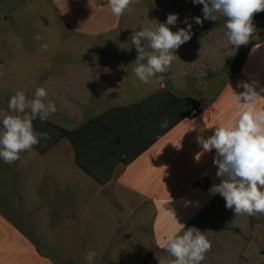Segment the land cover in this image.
<instances>
[{"label":"crops","instance_id":"obj_1","mask_svg":"<svg viewBox=\"0 0 264 264\" xmlns=\"http://www.w3.org/2000/svg\"><path fill=\"white\" fill-rule=\"evenodd\" d=\"M51 1L79 37L108 36L124 23L126 12L113 17L106 0L95 11L89 0H67L65 14ZM181 12L169 6L158 17L164 23ZM192 14L185 18L193 26ZM169 27L187 24L180 17ZM255 27L212 89L164 79L131 101L107 103L75 128L34 120V130L51 139L6 168L13 181H1L0 264H88L89 250L96 253L92 264H171L157 239L174 216L211 241L202 264H264V214L236 216L210 191L221 183L215 149L204 152L197 141L235 118L230 98L244 91L241 82H256L264 97V18ZM209 35L196 30L183 45L204 44Z\"/></svg>","mask_w":264,"mask_h":264},{"label":"rangeland","instance_id":"obj_2","mask_svg":"<svg viewBox=\"0 0 264 264\" xmlns=\"http://www.w3.org/2000/svg\"><path fill=\"white\" fill-rule=\"evenodd\" d=\"M169 6L182 11L178 19L184 21L194 12L192 32L210 33L207 42L215 44L212 49L207 42L202 47L195 42L180 46L175 50L178 58L163 80L170 86L196 83L201 88L216 87L215 79L224 77L242 46L228 44L222 16L196 24L195 17L203 19V5L192 0H137L131 11H126L122 28L101 38L69 32L51 0H0V115L12 114L8 103L16 91L32 99L35 90L43 87L47 91L45 102L51 101L57 108L47 121L75 128L107 103L131 101L146 94L150 85L136 86L139 81L132 72L138 53L131 36L163 23L165 19L158 14ZM45 44L46 51L41 47ZM142 46L151 51L147 42L142 41ZM179 53H186L185 58ZM8 165L0 160V209L1 181H13V174L6 171Z\"/></svg>","mask_w":264,"mask_h":264},{"label":"clouds","instance_id":"obj_3","mask_svg":"<svg viewBox=\"0 0 264 264\" xmlns=\"http://www.w3.org/2000/svg\"><path fill=\"white\" fill-rule=\"evenodd\" d=\"M135 2L137 0H106L105 7L119 19L126 11H131ZM192 3L203 5V19L195 17L196 24H202L204 19L225 18V36L234 48L250 42L256 33L253 16L264 11V0H192ZM53 4L60 14L67 13V0H53ZM88 6L95 11L99 7L98 0H89ZM177 20L178 14H168L166 22L133 32L131 43L138 53L132 62L133 75L139 81L136 86L163 80V74L178 58L175 50L190 41L192 24L185 20L187 27L173 32L169 26L176 25ZM142 41L147 42L151 51L145 50ZM41 47L47 50L46 44ZM238 86L244 91L233 92L230 98L236 109L235 118L216 126L207 139L198 136L197 141L204 152L215 149L213 163L217 166L216 175L221 178V183L213 185L210 191L220 194L226 208L232 209L236 216H255L264 214V105L261 104L264 97L255 90L256 82H241ZM260 91L264 92V88ZM46 97V89L39 87L32 99L19 90L10 98L8 109L12 114L0 115V160L4 163L13 164L20 159L22 152L39 145L41 139H51L48 132L37 133L33 127L34 120L47 121L57 111L53 102H45ZM166 126L165 119L161 127ZM172 224L171 230L157 239L158 246L173 258L171 264H202L212 246L205 232L194 226L185 230L175 216ZM95 256V251L89 250L84 258L92 264Z\"/></svg>","mask_w":264,"mask_h":264},{"label":"trees","instance_id":"obj_4","mask_svg":"<svg viewBox=\"0 0 264 264\" xmlns=\"http://www.w3.org/2000/svg\"><path fill=\"white\" fill-rule=\"evenodd\" d=\"M263 18H264V13L263 12L256 13L253 16V20L255 22H260L261 20H263Z\"/></svg>","mask_w":264,"mask_h":264},{"label":"flooded vegetation","instance_id":"obj_5","mask_svg":"<svg viewBox=\"0 0 264 264\" xmlns=\"http://www.w3.org/2000/svg\"><path fill=\"white\" fill-rule=\"evenodd\" d=\"M206 42H207V41H206ZM196 44L202 47V45H204V44H206V43H204V44H203V43H196ZM207 44L210 45L211 49L214 48V44H215V43H213V41L207 42ZM205 47H207V46H205ZM207 49H208V47H207ZM209 52L212 53V52L210 51V49H209Z\"/></svg>","mask_w":264,"mask_h":264},{"label":"built area","instance_id":"obj_6","mask_svg":"<svg viewBox=\"0 0 264 264\" xmlns=\"http://www.w3.org/2000/svg\"><path fill=\"white\" fill-rule=\"evenodd\" d=\"M197 113V111L195 110V111H193V114H196Z\"/></svg>","mask_w":264,"mask_h":264}]
</instances>
